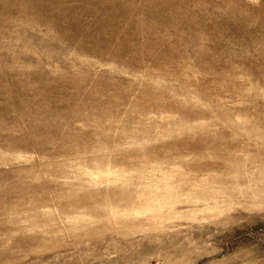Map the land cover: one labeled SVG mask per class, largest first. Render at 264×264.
Instances as JSON below:
<instances>
[{"label":"rangeland","instance_id":"1","mask_svg":"<svg viewBox=\"0 0 264 264\" xmlns=\"http://www.w3.org/2000/svg\"><path fill=\"white\" fill-rule=\"evenodd\" d=\"M0 264H264V0H0Z\"/></svg>","mask_w":264,"mask_h":264}]
</instances>
